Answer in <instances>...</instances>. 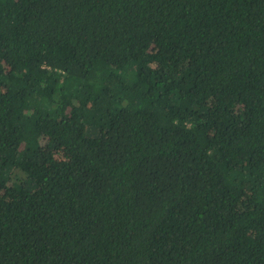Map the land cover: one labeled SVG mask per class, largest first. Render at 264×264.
I'll list each match as a JSON object with an SVG mask.
<instances>
[{"label": "trees", "instance_id": "1", "mask_svg": "<svg viewBox=\"0 0 264 264\" xmlns=\"http://www.w3.org/2000/svg\"><path fill=\"white\" fill-rule=\"evenodd\" d=\"M0 264H264V0H0Z\"/></svg>", "mask_w": 264, "mask_h": 264}, {"label": "rangeland", "instance_id": "2", "mask_svg": "<svg viewBox=\"0 0 264 264\" xmlns=\"http://www.w3.org/2000/svg\"><path fill=\"white\" fill-rule=\"evenodd\" d=\"M55 156H56L57 158H60V157H62V153L56 152V153H55Z\"/></svg>", "mask_w": 264, "mask_h": 264}]
</instances>
